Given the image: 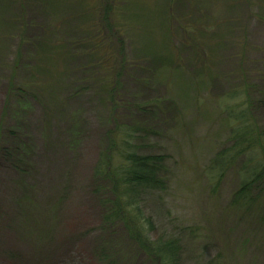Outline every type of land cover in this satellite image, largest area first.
Masks as SVG:
<instances>
[{
  "label": "rangeland",
  "instance_id": "374dc122",
  "mask_svg": "<svg viewBox=\"0 0 264 264\" xmlns=\"http://www.w3.org/2000/svg\"><path fill=\"white\" fill-rule=\"evenodd\" d=\"M246 88L264 100V0H0V264H110L98 170L127 127L166 157L141 202L177 264H264V212L208 176Z\"/></svg>",
  "mask_w": 264,
  "mask_h": 264
},
{
  "label": "trees",
  "instance_id": "16d2710c",
  "mask_svg": "<svg viewBox=\"0 0 264 264\" xmlns=\"http://www.w3.org/2000/svg\"><path fill=\"white\" fill-rule=\"evenodd\" d=\"M109 10L107 5L104 19L107 27L113 30L107 15ZM234 95L243 97L242 103L223 108L231 123L228 140L231 144L215 152L208 167V176L211 181L221 179L228 169L234 168L238 185L231 194V206L264 212V125L255 115L258 109L264 112V100L253 99L248 88ZM121 131L123 140L121 143L115 140L108 146L98 170L110 183L109 193L112 195L101 198L102 229L109 233L101 240L99 257L110 264L123 259V264H135L136 246L146 256L148 264H177L182 250L179 238L162 234L153 238L154 222L141 202L142 195L147 192L166 189V181L161 176L166 157L142 153L134 130L127 127ZM2 151L7 153L6 146H0V155ZM114 151L111 155L110 152ZM115 156L118 166L114 163ZM108 162H112L113 172L106 168Z\"/></svg>",
  "mask_w": 264,
  "mask_h": 264
}]
</instances>
